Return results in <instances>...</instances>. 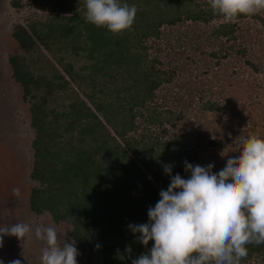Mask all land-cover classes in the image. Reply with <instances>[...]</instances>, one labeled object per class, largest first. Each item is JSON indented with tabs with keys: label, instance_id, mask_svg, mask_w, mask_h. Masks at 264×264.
Instances as JSON below:
<instances>
[{
	"label": "trees",
	"instance_id": "obj_1",
	"mask_svg": "<svg viewBox=\"0 0 264 264\" xmlns=\"http://www.w3.org/2000/svg\"><path fill=\"white\" fill-rule=\"evenodd\" d=\"M121 2L134 4L137 14L132 29L118 35L86 22L85 0L46 1L38 6L44 18L24 16L6 35L12 112H25L30 139L27 154L8 159L10 174L25 179L26 213L0 214V225L29 218L34 238L37 227H53L61 241L76 242L78 264H131L146 253L154 242L145 247L128 225L148 222V208L170 184L164 165L187 179L184 161H198L195 147L168 130L194 104L197 114L220 112L203 86L225 83L223 73L241 76L231 65L248 70L253 85L264 81V8L230 22L208 0ZM7 6L23 8L21 0ZM10 120L16 142L21 125ZM43 215L50 226L37 224ZM3 239V264L21 260L23 239ZM241 264H264V244L249 245Z\"/></svg>",
	"mask_w": 264,
	"mask_h": 264
},
{
	"label": "clouds",
	"instance_id": "obj_2",
	"mask_svg": "<svg viewBox=\"0 0 264 264\" xmlns=\"http://www.w3.org/2000/svg\"><path fill=\"white\" fill-rule=\"evenodd\" d=\"M208 3L214 14L230 22L264 8V0ZM85 7L86 22L114 35L131 30L137 14L134 4L121 0H85ZM238 147L239 154L229 156L219 172H213L212 163L201 166L185 160V172H190L185 179L179 173L172 175L173 165H164L170 184L160 190L155 206L148 208V222L128 225L134 235L139 233L136 239L145 247L154 242L131 264H241L249 245L264 244V138L245 136ZM32 231L25 222L0 225V248L4 236L22 240ZM35 236L45 245L40 264H78L74 240L61 241L53 227H37ZM131 251L126 246V252Z\"/></svg>",
	"mask_w": 264,
	"mask_h": 264
},
{
	"label": "rangeland",
	"instance_id": "obj_3",
	"mask_svg": "<svg viewBox=\"0 0 264 264\" xmlns=\"http://www.w3.org/2000/svg\"><path fill=\"white\" fill-rule=\"evenodd\" d=\"M46 1L52 2L53 0H21L23 8L18 12H12L8 9L7 0H0V71H2L0 72V166L9 169L5 168L4 175L0 177V214L4 213L6 219H20V213H23V216L26 213V208L25 206L23 208L21 199L24 196L22 185L25 184V179L23 177L19 178L18 174H10L13 170L8 166V159L14 158L19 153L21 156H23L22 154L25 155V152L27 154L28 140L30 139L25 112L20 109L12 112L14 103L9 94L16 97V89L8 81L6 74L8 72L6 58L9 53L6 35L10 25L16 20L21 21L24 16L44 18L46 13L38 10V6L45 5L44 2ZM227 69H230L231 72L234 70L241 76L232 75L230 72H227V74L220 73L218 79L221 81L224 77L229 78H226L225 83H212L214 80H211V83L203 86L204 89H208L206 98L210 95L213 100L219 102L220 112L197 114L193 112L196 109L193 103L194 105L187 108L188 118L181 120L175 128L168 130L169 137L171 135L176 136L175 138L171 137L172 139L177 138L178 141H181L178 139L179 136L184 137L187 139L189 147H195V152H198L197 164L201 166L214 164L213 172H219L225 166L229 156L239 154L240 148L238 145L241 138L249 135H259L264 138V119H262L264 113L263 74L258 75L257 81L260 80L262 83L258 82L259 86H257V84L253 85L251 83L256 82V80L248 70L239 69L236 66L232 67V65ZM198 72H200V69H198ZM189 78L191 80L192 76H189ZM175 81L178 82V80ZM241 81L247 83L246 85L242 84L245 89H238L241 84L237 82ZM249 84L251 88H249ZM247 88L248 90H246ZM166 106L173 110L175 105L168 103ZM10 115L14 116V119H17L19 125H21L19 132L22 135L16 142L12 139L11 131L7 125L9 121L11 122ZM8 118L9 121H7ZM208 142H213V144L209 145ZM183 174L186 177L190 176V172H185V170ZM16 176L18 177L12 181V178ZM16 189L19 190L18 193L14 191ZM28 220L29 218H26L24 222L32 224ZM36 222L39 226H50V222L45 215L37 217ZM13 223H17V220H14ZM30 235L23 239L22 250L24 252L22 251L21 254L23 255L19 257L21 258V264H40L43 246H40L39 239Z\"/></svg>",
	"mask_w": 264,
	"mask_h": 264
}]
</instances>
